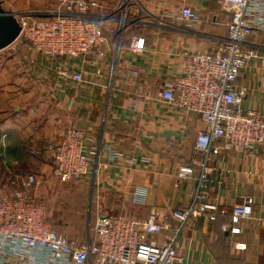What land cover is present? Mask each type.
Listing matches in <instances>:
<instances>
[{
  "label": "crops",
  "instance_id": "0c3cea01",
  "mask_svg": "<svg viewBox=\"0 0 264 264\" xmlns=\"http://www.w3.org/2000/svg\"><path fill=\"white\" fill-rule=\"evenodd\" d=\"M0 1L15 15L56 8V0H46L43 7L30 1L21 11ZM98 1L97 15L123 12L122 42L118 49L116 30L111 33V49L98 67L97 56L89 57L82 71L84 82L59 72L61 65L70 74L79 72V58H53L24 43H14L0 54V141L6 135L8 167L22 173L16 166L25 159L38 166L49 162V145L60 142L76 122L97 148L91 173L78 180L90 189L96 219L105 214L145 220L152 210L160 214L187 210L198 190L203 156L195 143L204 123L196 113L171 106L160 94L173 83L187 54L194 50L212 54L223 45L231 12L223 0H188L202 17L200 25L188 26L177 18L179 0H123L124 10L122 0ZM135 38L145 40L144 51L131 50ZM249 45L264 52V31H254ZM237 86L248 88L243 108L264 117V64L259 59L241 72ZM183 167L192 168L194 175L181 177ZM209 167L210 182L203 190L207 197L197 206L218 209L214 219L192 215L184 224L179 252L183 264H264V159L234 148L213 155ZM137 193L145 194L143 203L135 201ZM247 195L255 198L254 217L235 224L233 207ZM179 224L172 220L166 234H174ZM226 226H237L241 233L225 232ZM93 227L71 242L80 247L93 242ZM235 243L246 249L236 251ZM14 253L24 255V260L13 264H58L45 250L27 248L20 241L8 242L0 250L3 260Z\"/></svg>",
  "mask_w": 264,
  "mask_h": 264
},
{
  "label": "built area",
  "instance_id": "2783aa9c",
  "mask_svg": "<svg viewBox=\"0 0 264 264\" xmlns=\"http://www.w3.org/2000/svg\"><path fill=\"white\" fill-rule=\"evenodd\" d=\"M122 3L121 10H124L125 1ZM179 3L178 19L188 26L202 23L201 15L188 5V0H179ZM223 3L231 12L223 45L212 54L199 50L187 54V61L173 83L167 84L160 94L171 106L196 113L204 123L195 143V150L203 159L199 163L198 190L193 204L187 210L172 214L152 210L145 220L99 215L94 225L93 242L80 247L66 235L53 230L48 209L40 204L37 196V189L42 184L39 176L9 169L4 157V135L0 141V250L8 242L20 241L27 248L45 250L49 259L58 261V264L184 263L179 253L184 224L192 215L214 219L218 209L210 204L197 206L207 197L203 190L210 182L209 162L212 156L238 148L252 156L260 154L264 159V117L243 108L248 88L237 86L241 72L252 60L259 59L264 64V52L249 45L254 31H264V0H223ZM100 7L98 0H56L53 11L28 10L18 14L21 32L14 43L29 44L36 52L53 58H79V72L70 74L63 65L59 72L76 82H84L82 71L89 57L97 56L94 65L98 67L112 47L111 32H108L112 22L118 23V30H114L118 49L122 42L123 12L121 16L97 15L95 10ZM130 48L135 52L144 51L145 40L133 39ZM3 51L0 49V54ZM98 73L101 77V72ZM48 150L54 164V175L60 181L85 178L91 173L97 156V148L91 144L86 130L76 122L66 130L60 142L51 143ZM179 175L190 178L194 170L183 167ZM144 197V193H137L135 201L143 203ZM254 206V196H244L232 210L235 224L242 219H252ZM172 220L180 224L174 234L168 235L166 232ZM223 230L233 235L241 233L237 226H226ZM234 247L236 251L246 249L242 243H235ZM23 256L14 253L3 260L0 254V264H13L17 259L22 261Z\"/></svg>",
  "mask_w": 264,
  "mask_h": 264
},
{
  "label": "rangeland",
  "instance_id": "374dc122",
  "mask_svg": "<svg viewBox=\"0 0 264 264\" xmlns=\"http://www.w3.org/2000/svg\"><path fill=\"white\" fill-rule=\"evenodd\" d=\"M9 8L19 7L18 11L24 10L28 4L39 7L46 6L45 0L38 3L36 0H7ZM30 2V3H29ZM121 11V10H120ZM121 16V12H119ZM115 28V29H114ZM118 23L108 26V32L117 30ZM115 33V32H114ZM112 37L114 34H110ZM26 44V43H24ZM31 153V152H30ZM49 162L38 166L37 162H20L16 170L22 173H34L40 176L41 186L37 189V196L41 205L48 209L49 222L59 234L66 235L69 239L81 238L86 229L93 227L97 214V206L92 200L90 189H86L82 182L60 181L54 175L52 157ZM32 161V160H31ZM43 169H40L42 168Z\"/></svg>",
  "mask_w": 264,
  "mask_h": 264
},
{
  "label": "water",
  "instance_id": "95a60500",
  "mask_svg": "<svg viewBox=\"0 0 264 264\" xmlns=\"http://www.w3.org/2000/svg\"><path fill=\"white\" fill-rule=\"evenodd\" d=\"M21 32V26L15 14L7 12L0 1V49L12 45Z\"/></svg>",
  "mask_w": 264,
  "mask_h": 264
},
{
  "label": "trees",
  "instance_id": "16d2710c",
  "mask_svg": "<svg viewBox=\"0 0 264 264\" xmlns=\"http://www.w3.org/2000/svg\"><path fill=\"white\" fill-rule=\"evenodd\" d=\"M0 153H2V151L0 150ZM4 157H5V159H7V155H6V153H5V155H4ZM71 181H77V180H71ZM94 228V227H93ZM54 230V229H53ZM54 231H56V230H54ZM57 232V231H56ZM58 233V232H57ZM226 235V237H225V240H226V243H229L230 241H229V237H228V235L227 234H225ZM71 240V239H70Z\"/></svg>",
  "mask_w": 264,
  "mask_h": 264
}]
</instances>
